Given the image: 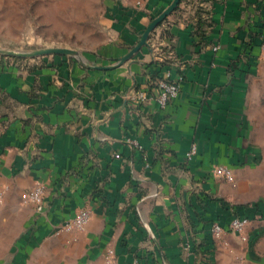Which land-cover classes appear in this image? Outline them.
I'll return each instance as SVG.
<instances>
[{"label": "crops", "instance_id": "crops-1", "mask_svg": "<svg viewBox=\"0 0 264 264\" xmlns=\"http://www.w3.org/2000/svg\"><path fill=\"white\" fill-rule=\"evenodd\" d=\"M171 1L107 0L109 38L80 59L0 58V264H106L107 250L112 264H264L259 216L246 242L210 234L250 206L213 169L255 157L264 0H181L125 63L90 68L115 64ZM178 76L160 108L158 82ZM36 185L42 213L21 202ZM81 209L85 229L62 230Z\"/></svg>", "mask_w": 264, "mask_h": 264}, {"label": "rangeland", "instance_id": "rangeland-1", "mask_svg": "<svg viewBox=\"0 0 264 264\" xmlns=\"http://www.w3.org/2000/svg\"><path fill=\"white\" fill-rule=\"evenodd\" d=\"M106 4L107 0H0V49L30 52L44 48H68L80 53L97 52L109 38L105 23ZM0 58L24 60L1 53ZM255 98V108L251 106L250 110L253 116L250 140L255 157L249 161L250 165L232 170L233 181L222 178L232 188L238 189L239 200L248 202L246 205L264 203L262 87ZM110 251L105 252V262ZM113 261L114 256L110 264Z\"/></svg>", "mask_w": 264, "mask_h": 264}, {"label": "built area", "instance_id": "built-area-1", "mask_svg": "<svg viewBox=\"0 0 264 264\" xmlns=\"http://www.w3.org/2000/svg\"><path fill=\"white\" fill-rule=\"evenodd\" d=\"M142 2H137V5H141ZM261 55L264 57V41L260 45ZM182 83V76L176 77L172 81H159L158 82V93L154 97V100L160 108H164L170 101H172L178 95L180 86ZM137 103H142L147 100L145 93H136L135 99ZM196 153V148L194 145L190 148V151L186 154V159L190 161ZM213 174L215 176L221 177L226 181H233L232 170L225 166H217L213 169ZM44 191L41 185H36L30 190L24 192L21 195L22 204L32 205L35 212L42 213L45 208L44 202ZM90 211L87 209H81L67 222L62 224L61 229L65 231H76L81 232L87 226L90 219ZM251 220L248 218H241L232 215L229 220L227 228H223L219 223L213 222L210 226V234L214 240H221L222 235L225 231L236 234L242 242H246L247 238L245 235V230L249 226ZM113 252L110 251L106 256V263L110 264Z\"/></svg>", "mask_w": 264, "mask_h": 264}, {"label": "water", "instance_id": "water-1", "mask_svg": "<svg viewBox=\"0 0 264 264\" xmlns=\"http://www.w3.org/2000/svg\"><path fill=\"white\" fill-rule=\"evenodd\" d=\"M181 0H172L171 3L155 18H153L149 24L146 26L145 30L143 31L139 41L137 44L124 56L120 57L117 62L110 66H95L90 67L94 68L96 70H110L112 68H115L117 66L122 65L127 60H129L136 52H138L143 46L147 45V39L149 37V34L160 24L162 23L166 17H168L179 5ZM0 53L11 56V57H18V58H35L39 56H45V55H64V56H70L80 59V54L78 51L74 49H68V48H44V49H38L30 52H16V51H7V50H1Z\"/></svg>", "mask_w": 264, "mask_h": 264}, {"label": "trees", "instance_id": "trees-1", "mask_svg": "<svg viewBox=\"0 0 264 264\" xmlns=\"http://www.w3.org/2000/svg\"><path fill=\"white\" fill-rule=\"evenodd\" d=\"M257 158V157H256ZM258 161V158L255 162ZM233 215L241 218L254 219L256 216L264 219V203H253L250 206H233ZM226 204H224V211H227Z\"/></svg>", "mask_w": 264, "mask_h": 264}]
</instances>
